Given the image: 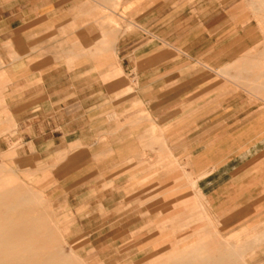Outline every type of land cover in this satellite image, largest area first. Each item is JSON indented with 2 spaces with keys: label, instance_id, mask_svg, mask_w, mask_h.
Listing matches in <instances>:
<instances>
[{
  "label": "rangeland",
  "instance_id": "1",
  "mask_svg": "<svg viewBox=\"0 0 264 264\" xmlns=\"http://www.w3.org/2000/svg\"><path fill=\"white\" fill-rule=\"evenodd\" d=\"M141 1L9 0L14 25H23L11 43L0 37V234L14 233L0 249V264H264V240L254 246V236H225L248 224L264 233V139L253 138L255 125L264 131V87L256 89L257 76H236V67L221 71L244 54L262 52L264 0ZM213 2L218 39L233 21L251 27L252 41L233 60L197 62L187 49L157 42L158 50L181 55L191 74L201 72L191 82L192 92L202 87L203 110H193L195 142L189 144L180 136L186 120L169 114L170 104L138 99L126 110L120 85L108 82L125 81L121 56L136 39L154 36L138 22L146 5L167 18L169 6L162 5L171 3L172 19L195 35ZM123 42L128 46L117 49ZM53 47L79 73L93 63L98 133L92 144L60 135V120L25 113L29 64L40 65ZM12 80L20 88L13 91ZM121 86L123 96L135 99L141 84ZM109 92L116 93L112 105ZM238 134L242 140H234ZM230 217L234 222L223 228Z\"/></svg>",
  "mask_w": 264,
  "mask_h": 264
},
{
  "label": "crops",
  "instance_id": "2",
  "mask_svg": "<svg viewBox=\"0 0 264 264\" xmlns=\"http://www.w3.org/2000/svg\"><path fill=\"white\" fill-rule=\"evenodd\" d=\"M107 1V0H102ZM109 1V0H108ZM112 4L115 5L117 0H111ZM156 0H143L141 3H154ZM163 1V0H162ZM169 1V0H168ZM171 1V0H170ZM234 0H228L232 2ZM240 3L231 4L232 8H239ZM169 7H168V6ZM163 7H168L166 10L170 12L169 17L164 18V14L156 16L154 6L146 5L144 12L139 13L138 22L148 29V32L153 33V37L138 38L135 41V45L127 52L128 55L121 56L118 67L128 76L127 81H122L120 77L112 78L108 84H119L118 94L121 102L124 101L127 106L126 110L131 107L133 100H140L143 104L151 103L153 107L160 105V103L167 102L170 104L168 111L169 114L176 113L178 120L184 118L185 124L182 126L180 136H185L184 142L193 144L194 140V128H193V110H203V94L202 87L197 92H192L191 82L195 79V75L201 77V72L191 74L188 70V66H183L185 62L181 55L175 56L169 50L174 49H187L192 57H195L197 62L200 61H231L235 58L238 51L242 50V46L252 41L251 35H249V25L240 26L235 21L230 23L229 27H223L227 29V33L222 36V40L216 36V31H219L218 16L213 15L215 12L218 13L217 6H211L210 18H207L206 25H200L199 33L195 34V30H185L188 25L183 26L181 21H175L172 18L176 16L175 11L172 10L171 3L163 4ZM9 0H0V37L3 38L4 43H11L13 39H17L22 22L14 25L12 14L10 13ZM174 13V14H172ZM202 14V12H201ZM163 17V18H162ZM162 18V19H161ZM168 20V27L166 21ZM187 22V21H186ZM166 26V27H165ZM85 32V31H84ZM86 37V32L84 34ZM216 37V38H213ZM212 42H209L212 40ZM167 42L172 46L169 50L162 49L158 50L157 42ZM182 40H186V45L182 44ZM208 41V44L202 42ZM198 46V50L195 53L191 51L195 46ZM207 45L210 48L206 49L204 46ZM120 46V45H118ZM128 46V43H122V46L117 49L124 50ZM175 51V50H174ZM60 50L52 48L49 53L44 55V59L33 67L29 64V77L28 87L26 83L23 85V89L26 92L29 90V100L25 99V113H34L39 111L40 115H43L51 120H60L57 124V128L60 130V135H79L75 140L80 144H92V141L97 137V113H96V92H95V80L93 75V63L90 61L86 62L84 71L80 72L77 69L76 64L71 66L65 61L60 60ZM223 52L226 57H220V53ZM7 57V55H6ZM169 65L172 68L163 66ZM176 66V67H175ZM230 66L236 67V76L240 78H247L257 76L254 78L256 81V89L264 87V48L258 55L244 54L238 57L233 62L221 71L229 69ZM259 69V70H257ZM17 69H13L12 73L18 72ZM253 70V71H250ZM80 75V77H79ZM83 75L85 76L83 78ZM261 79V81H258ZM129 81L133 83L141 84V87H137L132 93L135 99L128 98L126 93L124 96L123 85ZM12 90L20 88L17 85V80H12ZM116 93H110L105 95V99L109 100L112 105L113 99ZM109 96V97H108ZM163 96H167V99H163ZM201 96L198 100L197 97ZM171 98H174L172 101ZM124 103L122 102L121 105ZM195 106L196 109L193 108ZM11 105L9 104V108ZM113 107L105 112V118L111 117L115 112ZM20 110L14 108V113H20ZM178 114V115H177ZM204 115H201L203 118ZM167 118V117H165ZM172 116L168 115V119L171 120ZM188 120V121H187ZM256 124V123H255ZM255 139H264V131L258 124L255 125ZM259 129V130H258ZM88 134L89 141L85 140V136ZM80 135H85L83 138ZM242 134H238L234 140H242ZM205 142V139H203ZM134 145V144H133ZM121 147H131V144L122 143ZM192 158H190L191 160ZM203 175L199 174L198 178ZM197 180H191L190 184L194 185ZM208 186V181L205 182ZM205 186V187H206ZM204 187V189H205ZM203 189V190H204ZM240 212H243L239 209ZM245 214L242 215L244 217ZM241 217V218H242ZM238 218V219H241ZM233 217L223 219V228L234 222ZM237 220V219H236ZM252 224L243 225L241 231H234V233L225 234L233 236L234 234L240 236L256 237L255 240H251L250 245L256 246L261 240H264V233L261 234L257 231L251 230ZM219 230L222 231V228ZM251 230V232H250ZM264 232V231H263ZM262 235V236H261ZM253 246V247H254ZM251 249L248 250H252ZM247 250V251H248Z\"/></svg>",
  "mask_w": 264,
  "mask_h": 264
},
{
  "label": "bare ground",
  "instance_id": "3",
  "mask_svg": "<svg viewBox=\"0 0 264 264\" xmlns=\"http://www.w3.org/2000/svg\"><path fill=\"white\" fill-rule=\"evenodd\" d=\"M3 198V197H2ZM12 223V222H11ZM14 235V233L13 234H11L10 232H7V231H5V232H3V234H0V249L1 250H4V248H5V246H6V243H7V240L9 239V238H11V236H13ZM54 237H56V236H54ZM193 237V236H192ZM194 238V237H193ZM197 240V239H196ZM193 241V240H192ZM191 241V242H192ZM230 255V254H229ZM221 256H218V258H216V260H217V262H220L221 263ZM229 259V258H228ZM207 260L208 261H210V262H212V256L211 257H209V258H207ZM201 261V260H200ZM191 262V261H190ZM202 262V261H201ZM17 264H19V263H17Z\"/></svg>",
  "mask_w": 264,
  "mask_h": 264
}]
</instances>
